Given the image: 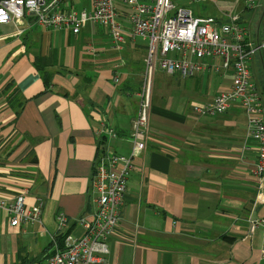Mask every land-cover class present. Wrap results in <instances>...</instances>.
I'll use <instances>...</instances> for the list:
<instances>
[{
  "label": "crops",
  "instance_id": "1",
  "mask_svg": "<svg viewBox=\"0 0 264 264\" xmlns=\"http://www.w3.org/2000/svg\"><path fill=\"white\" fill-rule=\"evenodd\" d=\"M257 2L230 13L255 39L264 18ZM144 56V42L126 37L117 51L95 24L78 35L44 29L29 15L0 25V198L42 204L40 223L16 227L0 210V264H46L64 236L83 234L77 220L94 209L102 146L129 154ZM250 68L264 90V59ZM229 74H156L146 148L134 159L106 264H264V199L254 204L257 149L243 112L232 106L209 117L192 108L227 90ZM102 127L115 136L97 139Z\"/></svg>",
  "mask_w": 264,
  "mask_h": 264
},
{
  "label": "built area",
  "instance_id": "2",
  "mask_svg": "<svg viewBox=\"0 0 264 264\" xmlns=\"http://www.w3.org/2000/svg\"><path fill=\"white\" fill-rule=\"evenodd\" d=\"M177 0H0V25H22L25 16H32L44 29L66 31L78 35L87 24L103 28L112 47L119 51L125 38L145 43L141 87L137 92L138 109L131 122L128 155H119L101 148L91 176L94 209L77 222L83 229L80 237L66 235L46 264H106L107 240L119 223L124 204L127 180L133 171L134 159L146 148L151 113V91L157 73L178 75L182 79L212 73H230V86L210 101L195 103L198 116H215L237 106L245 117L246 136L256 145V179L254 204L264 199V90L250 64L264 59V18L260 36L255 39L240 15H228L226 22L213 17H196L188 8L176 5ZM203 2L205 0H191ZM244 10L258 7L257 0H243ZM121 5L125 12H120ZM118 73L113 82L119 81ZM97 139L113 138L111 127L96 131ZM0 210L7 213L9 224L40 223L42 204L26 207L23 195L13 201L0 198ZM58 229L65 225L62 214L56 216ZM250 222V230L257 227Z\"/></svg>",
  "mask_w": 264,
  "mask_h": 264
},
{
  "label": "rangeland",
  "instance_id": "3",
  "mask_svg": "<svg viewBox=\"0 0 264 264\" xmlns=\"http://www.w3.org/2000/svg\"><path fill=\"white\" fill-rule=\"evenodd\" d=\"M182 2L183 0L179 1L178 3L181 5ZM242 5H243V0H205L203 2L190 3L188 5V8H190L193 11V14L195 16H200V17L210 16L220 22H226L227 15L228 14L230 15V13L232 14V13L240 12L241 11L240 8ZM246 14L247 13L244 12L243 17H245ZM245 24L246 22L243 25ZM259 75L257 76H258V80L260 81L259 83L261 84L262 79L259 77ZM220 77L223 78L225 77V75H220ZM154 80H153V86H154ZM153 86L151 91V103H152L153 89H154ZM212 91L213 88L211 89V92Z\"/></svg>",
  "mask_w": 264,
  "mask_h": 264
},
{
  "label": "trees",
  "instance_id": "4",
  "mask_svg": "<svg viewBox=\"0 0 264 264\" xmlns=\"http://www.w3.org/2000/svg\"><path fill=\"white\" fill-rule=\"evenodd\" d=\"M143 71V70H142ZM141 75H142V72H141ZM141 75H140V82H139V89H138V91L140 90V87H141ZM137 91V92H138Z\"/></svg>",
  "mask_w": 264,
  "mask_h": 264
}]
</instances>
